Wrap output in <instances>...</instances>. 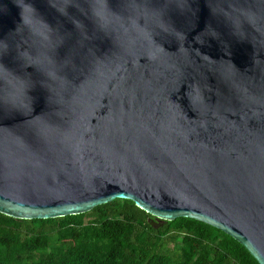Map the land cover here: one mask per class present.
<instances>
[{
  "label": "water",
  "instance_id": "1",
  "mask_svg": "<svg viewBox=\"0 0 264 264\" xmlns=\"http://www.w3.org/2000/svg\"><path fill=\"white\" fill-rule=\"evenodd\" d=\"M116 198L264 264V0H0V213Z\"/></svg>",
  "mask_w": 264,
  "mask_h": 264
},
{
  "label": "trees",
  "instance_id": "2",
  "mask_svg": "<svg viewBox=\"0 0 264 264\" xmlns=\"http://www.w3.org/2000/svg\"><path fill=\"white\" fill-rule=\"evenodd\" d=\"M153 219L121 198L48 219L0 213V264H258L204 222L179 217L158 226Z\"/></svg>",
  "mask_w": 264,
  "mask_h": 264
},
{
  "label": "flooded vegetation",
  "instance_id": "3",
  "mask_svg": "<svg viewBox=\"0 0 264 264\" xmlns=\"http://www.w3.org/2000/svg\"><path fill=\"white\" fill-rule=\"evenodd\" d=\"M150 222H152L154 225H156V224H157L156 222H154V219H153V220H151Z\"/></svg>",
  "mask_w": 264,
  "mask_h": 264
},
{
  "label": "rangeland",
  "instance_id": "4",
  "mask_svg": "<svg viewBox=\"0 0 264 264\" xmlns=\"http://www.w3.org/2000/svg\"><path fill=\"white\" fill-rule=\"evenodd\" d=\"M170 246V245H169ZM170 249H171V247H170ZM173 250L171 249V252H172Z\"/></svg>",
  "mask_w": 264,
  "mask_h": 264
}]
</instances>
